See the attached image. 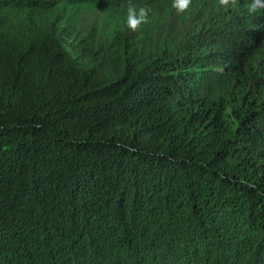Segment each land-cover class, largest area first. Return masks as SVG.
<instances>
[{"label": "trees", "instance_id": "1", "mask_svg": "<svg viewBox=\"0 0 264 264\" xmlns=\"http://www.w3.org/2000/svg\"><path fill=\"white\" fill-rule=\"evenodd\" d=\"M173 2L0 0V264H264V9Z\"/></svg>", "mask_w": 264, "mask_h": 264}, {"label": "clouds", "instance_id": "2", "mask_svg": "<svg viewBox=\"0 0 264 264\" xmlns=\"http://www.w3.org/2000/svg\"><path fill=\"white\" fill-rule=\"evenodd\" d=\"M192 0H174L173 7L177 9L178 12H186ZM219 4L225 8L231 6L235 8L238 4V0H219ZM259 9H264V0H252V3L248 5V11L254 13ZM148 12L144 7L139 8L137 13L136 6L129 4L128 6V17H127V26L128 28L135 32L138 30L142 23H147Z\"/></svg>", "mask_w": 264, "mask_h": 264}, {"label": "rangeland", "instance_id": "3", "mask_svg": "<svg viewBox=\"0 0 264 264\" xmlns=\"http://www.w3.org/2000/svg\"><path fill=\"white\" fill-rule=\"evenodd\" d=\"M239 231V230H237ZM242 240V239H240ZM244 240H242L243 242ZM242 247L244 245H241ZM240 246V248H241ZM208 246H203L202 248H198V247H194V249L190 248V251H187V249H182L180 251H178L177 253H175V263L174 264H217L219 262V264H230L228 263V259H227V255H225V253H223V251L220 252L219 255L214 256L215 252L212 251ZM195 252H193V251ZM176 252V251H175ZM214 252V253H212ZM214 254V255H213ZM155 256L152 257V260L154 258L155 261H159L162 256L158 253L154 254ZM214 257V258H213ZM153 260V262H154ZM230 261V260H229ZM235 264H240L241 263V259H236ZM245 264V263H244Z\"/></svg>", "mask_w": 264, "mask_h": 264}]
</instances>
